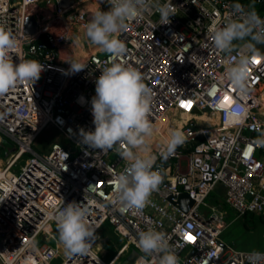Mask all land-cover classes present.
<instances>
[{
    "label": "built area",
    "instance_id": "2783aa9c",
    "mask_svg": "<svg viewBox=\"0 0 264 264\" xmlns=\"http://www.w3.org/2000/svg\"><path fill=\"white\" fill-rule=\"evenodd\" d=\"M89 2L74 0L62 7L60 0H0V24L17 42L10 53L13 62L33 60L44 66L40 82L17 81L0 95V133L16 144L0 169V264H52L59 257L60 264H117L131 250L138 254L132 264H158V254L146 256L138 246V234L149 228L166 234L179 264H250L249 255L264 250L237 249L224 242V220L203 201L222 184L223 199L238 217L264 214V144L258 142L264 139V50L253 55L244 40L221 52L209 39L212 25L236 18L232 6L237 3L154 0L174 12L169 24H160L153 7L126 21L118 34L126 45L122 56L97 50L72 57L63 47L71 45L76 29L85 28L95 12ZM99 2L96 10L108 8L107 0ZM256 13L264 19V13ZM30 17L36 20L34 27L27 21ZM242 56L249 59V92L244 97L224 78L226 65ZM68 62L82 63L84 69L70 73ZM113 62L137 68L152 89L149 120L154 131L146 151H137L154 157V169L164 175L142 209L123 206L114 194L115 177L128 167L118 149L127 146L121 142L100 151L79 141L80 129H94L90 102L95 80ZM232 111L247 112L242 124L229 122ZM176 113L189 115L181 125L184 142L168 154L167 142H158L157 132H166ZM48 127L68 143L54 141L39 154L32 144ZM25 153L31 156L18 173L10 172ZM183 192L194 200L187 212L175 204ZM71 201L86 208L88 222L98 226V239L85 256L66 255L49 215L53 207ZM200 206L207 210L199 211ZM106 222L126 239L108 262L97 254L99 231Z\"/></svg>",
    "mask_w": 264,
    "mask_h": 264
},
{
    "label": "clouds",
    "instance_id": "9594fccd",
    "mask_svg": "<svg viewBox=\"0 0 264 264\" xmlns=\"http://www.w3.org/2000/svg\"><path fill=\"white\" fill-rule=\"evenodd\" d=\"M107 10L98 8L85 25L84 36L92 44L112 57L122 56L126 45L118 34L126 26V21L142 17L155 7L162 22L169 24L170 16L175 15L168 5H159L154 0H107ZM232 15L225 23L214 24L209 29L212 45L221 52H230L234 41L248 40L247 48L253 55H260L257 44H264V19L255 11H245L240 4H234ZM17 47L15 36L0 24V95L14 87L17 81L34 82L43 71V65L33 60L14 63L11 51ZM70 73L84 69L82 63L68 62ZM247 56L240 57L235 63L226 65L224 78L244 97L249 92ZM91 114L94 129L79 130V141L89 148L107 151L123 142L127 147L118 149L122 159L128 163L125 172L118 174L114 182L116 199L125 207L142 209L152 192L163 181V173L154 169V157L150 154L139 155L146 151L147 138L154 131L149 120L152 103V89L144 82L143 74L132 65L113 62L105 66L95 80V95L91 98ZM247 112L232 111L229 122L242 124ZM184 142L181 131L174 130L166 145V152ZM259 143L264 144V139ZM49 215L54 218L59 240L69 257L87 255L96 239L95 230L87 220V209L76 201L62 202ZM138 246L146 255H159L158 264H179L178 255L171 249L166 234L153 228L138 234ZM250 264H264V253L252 252Z\"/></svg>",
    "mask_w": 264,
    "mask_h": 264
},
{
    "label": "rangeland",
    "instance_id": "374dc122",
    "mask_svg": "<svg viewBox=\"0 0 264 264\" xmlns=\"http://www.w3.org/2000/svg\"><path fill=\"white\" fill-rule=\"evenodd\" d=\"M40 5H44L43 2H40ZM103 10H107V8H103ZM82 40V39H81ZM83 45L85 44V41L82 40ZM256 47L259 49L264 48V44H257ZM98 50V49H96ZM105 51H102L100 54L104 55ZM42 79L41 75L37 79V82H40ZM184 114L186 113H176L172 118H170L169 127L166 132H163L161 129H159L160 132H157L158 134V142L166 141L170 139V134L173 131L172 129L175 127H179V124L184 119ZM165 124V122H162V125ZM198 126H207L205 123H199ZM155 133V132H154ZM58 141L62 145H66L68 141L60 136L58 132H56L54 129L48 127L44 129L41 134L36 138L34 143L32 144V149L38 152L39 154H45L49 148L50 145L54 142ZM16 144L11 141L9 138L3 136L0 133V157L2 156L3 159L5 156L9 153V151L13 148L15 150ZM148 147V145H147ZM31 156L30 153H25L24 156L13 166L12 172L18 173L21 166L25 163V161ZM224 197V187L222 184H217L213 188V192L206 198V203L209 206L215 207L219 210H228L227 205L225 204V201L223 199ZM204 207L200 206L199 211L204 212ZM264 216V215H263ZM264 220V217H262ZM258 220L255 217V224L256 228L253 229L252 227V221H249V229L247 230L242 225V218L237 217L235 218V215L232 211H228L227 215L224 218L225 227L222 231L221 238L224 242H226L228 245L237 248V249H246V250H264V221ZM100 236V242L98 241L97 244V254L101 259L105 262H108L117 249L126 241L125 238H123L121 235L116 234L111 225L107 222L102 226L101 230L99 231ZM47 244L53 245L52 242L46 241ZM132 249V248H131ZM129 252H126L117 262V264H120L128 255ZM63 258L59 257L55 259L52 264H60L62 262Z\"/></svg>",
    "mask_w": 264,
    "mask_h": 264
},
{
    "label": "bare ground",
    "instance_id": "6f19581e",
    "mask_svg": "<svg viewBox=\"0 0 264 264\" xmlns=\"http://www.w3.org/2000/svg\"><path fill=\"white\" fill-rule=\"evenodd\" d=\"M90 6L89 7H91L92 8V10L93 11H96V7H98V6H100V2H99V0H90V2L88 3ZM80 43L78 42V45H79ZM78 45H74V47H73V45L71 44V45H68V46H66V48H65V53L66 54H70L72 57H74V56H76V55H79V56H85L89 51L88 50H86V48H82V46H80V47H78ZM86 45H87V43H86ZM88 47H89V49H91V50H93V48L95 47L94 45H88ZM97 47V46H96ZM98 48V47H97ZM99 49V48H98ZM95 51H97L96 49H95ZM188 114H184V120L179 124V127H175V128H173V131L174 130H177V131H181V125L186 121V119L188 118ZM13 148L9 151V153L5 156V160L7 161V159L12 155V153H13ZM24 155H22L21 157H20V159L23 157ZM2 157V156H1ZM19 159V160H20ZM18 160V161H19ZM6 161H4L2 164H0V169L5 165V163H6ZM10 172H12V168H11V170H10ZM212 192H209L205 197H204V203H206V198L211 194ZM225 201V200H224ZM207 204V203H206ZM225 204L227 205V209L228 210H219V209H217V208H215V207H212V206H210V207H212L221 217H222V219L224 220V218H225V216L227 215V213H228V211H232L233 212V214L235 215V218H237L238 217V211L232 206V205H230L228 202H226L225 201ZM100 242V241H99Z\"/></svg>",
    "mask_w": 264,
    "mask_h": 264
},
{
    "label": "crops",
    "instance_id": "0c3cea01",
    "mask_svg": "<svg viewBox=\"0 0 264 264\" xmlns=\"http://www.w3.org/2000/svg\"><path fill=\"white\" fill-rule=\"evenodd\" d=\"M234 3H239L241 5H243L247 10L249 11H255L258 13H264V0H232ZM105 7H102V10ZM85 41V44L83 45L82 40ZM246 41L248 42V40L246 39ZM78 42L80 43L78 45ZM87 43V45H86ZM74 47V45H78V47L82 46V48H86V50H88L89 52L91 51H95V49H98L95 45V47L93 48V50L89 49L88 45H91V43L86 39V37L84 36V28H77L76 32H75V37L73 42L71 43ZM66 46L63 47V50H65ZM101 50V49H98ZM263 49L260 50L263 51ZM261 101L264 105V91L261 93L260 95ZM173 130V129H172ZM5 160V158L3 159V157H0V164H2ZM264 215V214H262Z\"/></svg>",
    "mask_w": 264,
    "mask_h": 264
},
{
    "label": "water",
    "instance_id": "95a60500",
    "mask_svg": "<svg viewBox=\"0 0 264 264\" xmlns=\"http://www.w3.org/2000/svg\"><path fill=\"white\" fill-rule=\"evenodd\" d=\"M74 0H60V4L62 7H67L71 3H73ZM27 21L30 22V25L34 27L36 25V20L33 17H30L27 19ZM65 52V50H64ZM175 204L182 209L183 211L187 212L194 204V200L191 199L187 193H180L177 197V201ZM137 252L135 250H131L130 253L126 256V258L121 262V264H132V262L137 257Z\"/></svg>",
    "mask_w": 264,
    "mask_h": 264
},
{
    "label": "trees",
    "instance_id": "16d2710c",
    "mask_svg": "<svg viewBox=\"0 0 264 264\" xmlns=\"http://www.w3.org/2000/svg\"><path fill=\"white\" fill-rule=\"evenodd\" d=\"M242 218V225L248 230L249 229V221H252V227L253 229H255L257 226L254 222L255 217L258 220H263L262 217H264L263 215H255V214H243L242 216H240ZM264 221V220H263Z\"/></svg>",
    "mask_w": 264,
    "mask_h": 264
},
{
    "label": "snow or ice",
    "instance_id": "6c2138e0",
    "mask_svg": "<svg viewBox=\"0 0 264 264\" xmlns=\"http://www.w3.org/2000/svg\"><path fill=\"white\" fill-rule=\"evenodd\" d=\"M189 239H191V237H189Z\"/></svg>",
    "mask_w": 264,
    "mask_h": 264
},
{
    "label": "flooded vegetation",
    "instance_id": "af4514ba",
    "mask_svg": "<svg viewBox=\"0 0 264 264\" xmlns=\"http://www.w3.org/2000/svg\"><path fill=\"white\" fill-rule=\"evenodd\" d=\"M183 120H184V119H183ZM183 120H182V121H183Z\"/></svg>",
    "mask_w": 264,
    "mask_h": 264
}]
</instances>
